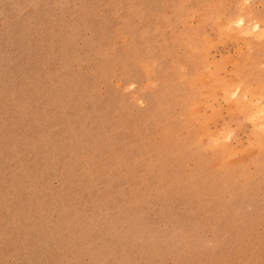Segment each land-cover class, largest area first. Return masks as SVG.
I'll return each instance as SVG.
<instances>
[{
  "label": "rangeland",
  "instance_id": "obj_1",
  "mask_svg": "<svg viewBox=\"0 0 264 264\" xmlns=\"http://www.w3.org/2000/svg\"><path fill=\"white\" fill-rule=\"evenodd\" d=\"M264 0H0V264H264Z\"/></svg>",
  "mask_w": 264,
  "mask_h": 264
},
{
  "label": "bare ground",
  "instance_id": "obj_2",
  "mask_svg": "<svg viewBox=\"0 0 264 264\" xmlns=\"http://www.w3.org/2000/svg\"><path fill=\"white\" fill-rule=\"evenodd\" d=\"M259 112V115H264V108L260 107V109H257Z\"/></svg>",
  "mask_w": 264,
  "mask_h": 264
}]
</instances>
